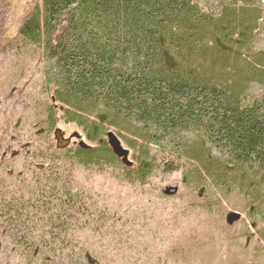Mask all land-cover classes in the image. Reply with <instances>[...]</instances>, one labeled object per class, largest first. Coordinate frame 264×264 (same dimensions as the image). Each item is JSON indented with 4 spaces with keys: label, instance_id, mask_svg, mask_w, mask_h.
<instances>
[{
    "label": "trees",
    "instance_id": "obj_1",
    "mask_svg": "<svg viewBox=\"0 0 264 264\" xmlns=\"http://www.w3.org/2000/svg\"><path fill=\"white\" fill-rule=\"evenodd\" d=\"M216 2L40 0L23 17L16 41L42 50L59 119L99 144L80 145L73 161L121 159L104 145L105 127L114 126L139 138L129 142L140 152L138 181L160 169L181 172L185 186L236 184L264 199V101L250 96L253 82L264 83V53L239 58L263 16L254 0ZM45 157L28 183L34 204L15 185L0 190V227L26 264H87L71 226L87 196L73 186L67 157Z\"/></svg>",
    "mask_w": 264,
    "mask_h": 264
},
{
    "label": "rangeland",
    "instance_id": "obj_2",
    "mask_svg": "<svg viewBox=\"0 0 264 264\" xmlns=\"http://www.w3.org/2000/svg\"><path fill=\"white\" fill-rule=\"evenodd\" d=\"M196 2L208 9L217 4ZM37 3L40 0H0V190H14L15 185L24 200L34 204L36 197L28 187L34 168L43 165L45 156L57 163L67 157L73 186L87 196L79 222L71 225L72 245L87 264H264L263 197H249L236 184L224 191L207 183L185 186L181 172L160 169L138 181L140 152L129 142L139 138L114 126L105 127L104 145L113 151V134L129 151L133 168L116 157L98 166L73 161L81 144H99L90 142L76 123L59 119L62 113L51 99L42 50L16 41L23 17ZM254 6L263 22L260 35L239 57L244 62L264 53V0H254ZM230 67L234 69L233 61ZM250 89L252 98L264 101L263 82H253ZM57 130L67 142L63 152L57 151ZM5 174L13 177L5 179ZM167 187H179L178 194L166 196ZM13 244L5 226L0 227V264H26Z\"/></svg>",
    "mask_w": 264,
    "mask_h": 264
},
{
    "label": "water",
    "instance_id": "obj_3",
    "mask_svg": "<svg viewBox=\"0 0 264 264\" xmlns=\"http://www.w3.org/2000/svg\"><path fill=\"white\" fill-rule=\"evenodd\" d=\"M56 137H57L60 144H64V143L66 144L67 143L66 141L61 139L60 130L56 131ZM109 138H110V145L113 148V152L115 153V155L118 156L119 158H122L123 163H125L128 166H131V162H129V160H128L129 151L125 150L121 146L120 142L118 141V139L113 134H110ZM81 146H85V144H81ZM178 192H179V187H167L164 190V194L166 196H175L178 194ZM236 220H238V217L234 218V221H236ZM229 222L232 223L233 220H229Z\"/></svg>",
    "mask_w": 264,
    "mask_h": 264
}]
</instances>
